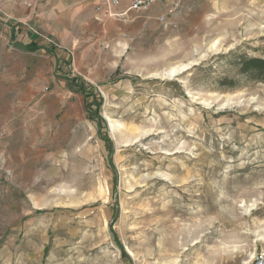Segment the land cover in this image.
Masks as SVG:
<instances>
[{
    "label": "rangeland",
    "instance_id": "obj_1",
    "mask_svg": "<svg viewBox=\"0 0 264 264\" xmlns=\"http://www.w3.org/2000/svg\"><path fill=\"white\" fill-rule=\"evenodd\" d=\"M9 1L0 264H252L264 252V83L239 61L264 59V0L47 14L43 46L58 57L12 45Z\"/></svg>",
    "mask_w": 264,
    "mask_h": 264
},
{
    "label": "crops",
    "instance_id": "obj_2",
    "mask_svg": "<svg viewBox=\"0 0 264 264\" xmlns=\"http://www.w3.org/2000/svg\"><path fill=\"white\" fill-rule=\"evenodd\" d=\"M28 3L32 4L31 8L27 6ZM94 8L95 3L93 0H11L9 1L7 11H10L12 14L14 13L13 19L15 21H10V41L14 47L21 50L24 49L17 45V42H22L24 44L36 42L42 47V49L39 50L40 52H44V55L46 56L51 55L50 57H56L58 55L57 50H55V52L52 51V54H49L48 51H45L43 46V43L45 42L41 38L44 36L43 34H46L48 31V28L46 27V24H48V17L46 15L55 14L56 20L61 19L66 22H68L70 18L73 20L77 18L79 22L85 20L87 17H91V19L95 18L97 20ZM168 8H170V5H158L152 10L151 15L155 16L162 11H165L164 14H166L168 13ZM127 9L128 2L122 0V4L118 10L126 11ZM69 14H73V17H70ZM75 14H78V17H75ZM4 16L6 15L0 10V23L6 19ZM30 30H33V32ZM13 36L15 38L14 41H12ZM19 39H22V41ZM26 52L30 54L37 53Z\"/></svg>",
    "mask_w": 264,
    "mask_h": 264
},
{
    "label": "built area",
    "instance_id": "obj_3",
    "mask_svg": "<svg viewBox=\"0 0 264 264\" xmlns=\"http://www.w3.org/2000/svg\"><path fill=\"white\" fill-rule=\"evenodd\" d=\"M95 3V15L98 21L109 18L126 17L130 12H147L157 5H170L168 12H174L180 7V1L172 2V0H126L128 9L119 11L118 8L122 4V0H93ZM173 6L171 7V4ZM165 15L160 16L161 22L165 21ZM252 264H264V252L257 254Z\"/></svg>",
    "mask_w": 264,
    "mask_h": 264
},
{
    "label": "trees",
    "instance_id": "obj_4",
    "mask_svg": "<svg viewBox=\"0 0 264 264\" xmlns=\"http://www.w3.org/2000/svg\"><path fill=\"white\" fill-rule=\"evenodd\" d=\"M14 40H15V38L13 36L12 41H14ZM16 44L19 45L24 50L29 51V52H37L40 49H42V47L36 42H30L27 44H24L22 42H17ZM49 53L52 54V52H49ZM239 67H240V72L242 74L248 75L252 79L258 80V81L264 83V59L242 57V58H240V61H239ZM71 82L77 85L78 89L81 91V93L83 95L94 96L96 94L95 89L93 87L85 88L84 86H81L77 82V80H72ZM95 98L101 99V96L99 94H97L95 96ZM88 118L91 119V121L95 122L98 125L101 137H104L108 134V127H107L106 121L99 115V113H97L95 116L88 113ZM101 139L103 141H108V142L110 141L107 138L106 139L101 138ZM108 156L109 157L111 156V150L109 151ZM114 180H115L114 182H115V186H116V182H117L116 181L117 180L116 172H115V179ZM113 190H114V188H113Z\"/></svg>",
    "mask_w": 264,
    "mask_h": 264
}]
</instances>
